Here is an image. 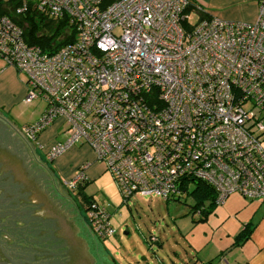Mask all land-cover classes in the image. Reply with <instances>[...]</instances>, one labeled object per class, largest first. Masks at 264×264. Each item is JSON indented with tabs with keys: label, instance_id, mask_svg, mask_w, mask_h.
Segmentation results:
<instances>
[{
	"label": "built area",
	"instance_id": "1",
	"mask_svg": "<svg viewBox=\"0 0 264 264\" xmlns=\"http://www.w3.org/2000/svg\"><path fill=\"white\" fill-rule=\"evenodd\" d=\"M15 14L65 20L75 40L53 54L30 46L0 16V61L25 77L24 103L42 98L28 140L61 120L52 161L85 144L123 198L170 201L190 179L211 186L218 205L232 194L264 202V0L254 23L218 17L190 24V0H0ZM187 23L186 26L183 24ZM84 165L66 183L86 181ZM201 211H198L200 214ZM91 229L116 231L94 203ZM205 264H229L225 256Z\"/></svg>",
	"mask_w": 264,
	"mask_h": 264
},
{
	"label": "rangeland",
	"instance_id": "2",
	"mask_svg": "<svg viewBox=\"0 0 264 264\" xmlns=\"http://www.w3.org/2000/svg\"><path fill=\"white\" fill-rule=\"evenodd\" d=\"M198 19V15H191L190 24ZM21 78L26 82L24 76ZM26 96L27 92L24 99ZM46 106L42 98L30 104L21 99L8 110L0 109V114L21 130L39 120ZM63 130L61 126L59 134ZM61 137L58 140H62ZM46 162L52 171L56 169L51 161ZM34 163L24 152V143L0 122V190L18 233L13 230L6 233L1 229L0 239L5 245L1 249L7 251H0V261L1 256L8 253L20 255L16 259L24 255L25 264H103L74 207L56 190L51 180L49 184L44 183L48 182V175ZM53 177L59 185L64 183L59 175ZM80 185L81 191L71 190L67 185L64 191L90 229L87 198L105 210L109 224L116 231L114 236L103 240L91 229L109 264H186L188 255H193L191 244H197L198 238L211 234L218 224L214 218L209 225L198 223V209H193L197 204L192 195L193 183L187 184L180 201L140 195L126 200L109 172ZM204 208L203 205L200 207ZM4 257L2 263L6 262Z\"/></svg>",
	"mask_w": 264,
	"mask_h": 264
},
{
	"label": "crops",
	"instance_id": "3",
	"mask_svg": "<svg viewBox=\"0 0 264 264\" xmlns=\"http://www.w3.org/2000/svg\"><path fill=\"white\" fill-rule=\"evenodd\" d=\"M191 1L202 9L200 13L205 18L214 16L225 21L254 23L257 20L259 4L262 0ZM21 76L14 68L0 61V109L8 110L19 100L24 101L27 87L24 86L26 82L21 80ZM57 122L59 123L56 124ZM61 126H63L62 121H56L40 133L33 143L29 144L50 173L54 176L59 175L64 180V183L60 184L62 189H66V182L75 178L80 168L86 164L89 165L85 170L87 181L102 177L107 172L104 164L97 161L95 153L85 144L76 145L67 153L51 161L56 167L52 171V167L50 168L46 162L48 161L47 154L52 145L59 141L63 133L59 134L58 131ZM24 152L29 155L25 145ZM39 169L43 168L39 165ZM49 182L50 179L48 182L44 181L46 184ZM213 218L219 225L214 226L216 230L211 234L198 238L197 244H191L193 259L191 255H188L186 264H205L220 256H225L229 264H264V202L248 201L235 193L230 195L224 204L219 205L206 222L200 224L209 225ZM249 224L253 228L249 239L239 246H234L236 237Z\"/></svg>",
	"mask_w": 264,
	"mask_h": 264
},
{
	"label": "trees",
	"instance_id": "4",
	"mask_svg": "<svg viewBox=\"0 0 264 264\" xmlns=\"http://www.w3.org/2000/svg\"><path fill=\"white\" fill-rule=\"evenodd\" d=\"M15 7L16 5H13L12 3H0V16H8L23 29L24 38L28 45L37 46L44 53L51 55L55 51H58L63 46L75 40V31L73 29L67 28V23L65 20L49 21L34 12H28L25 15L18 16L15 14ZM197 7L198 6L193 4L190 0V5L187 8L186 13L188 15L191 14L192 11H196ZM197 15L200 16L199 19H205V17L202 16L203 14L200 12H197ZM183 25L186 26L187 23H184ZM81 183L82 182H80L75 189L81 191ZM189 183L195 184V189L192 192V195L197 200V204L193 207V209H198V211H201L199 214L200 218L198 223H204L219 206L216 202L217 194L215 190L207 183L193 179H190L188 182L183 184L182 187H180L181 191L186 189L187 184ZM172 200L180 201V198H175ZM86 202L88 213L93 202L89 198L86 199ZM202 205L205 206L204 209H200ZM252 229V225H247L244 230L236 237L234 246H239L248 240Z\"/></svg>",
	"mask_w": 264,
	"mask_h": 264
},
{
	"label": "water",
	"instance_id": "5",
	"mask_svg": "<svg viewBox=\"0 0 264 264\" xmlns=\"http://www.w3.org/2000/svg\"><path fill=\"white\" fill-rule=\"evenodd\" d=\"M0 122L3 123L9 131H11L20 141H22L24 143V145L27 148L28 154L30 156V159L33 160L37 165H40L43 170L47 173L49 179L51 180L52 184L54 185V187L56 188V190L62 195L64 196L69 202L70 204L74 207V209L76 210L77 214L79 215V217L81 218L85 228L87 229L96 249H97V255L100 258L101 262L103 264H109L108 261L106 260L101 248L99 247L90 227L88 226L87 222L85 221L84 217L82 216V214L80 213V211L77 209V207L75 206V204L72 202V200L70 199V197L67 195V193L62 189V187L58 184V182L54 179V177L52 176V174L50 173V171L44 166L42 160L37 156V154L35 153V151L33 150V148L31 147V145L29 144V142L26 140V138L20 133V131L13 125V123L8 120L6 117H4L2 114H0ZM0 227L3 231H5L7 233L8 230H13L15 234L18 235L17 233V229H16V224L15 221L12 217V214L8 208V205L1 193L0 190ZM3 249V248H2Z\"/></svg>",
	"mask_w": 264,
	"mask_h": 264
},
{
	"label": "flooded vegetation",
	"instance_id": "6",
	"mask_svg": "<svg viewBox=\"0 0 264 264\" xmlns=\"http://www.w3.org/2000/svg\"><path fill=\"white\" fill-rule=\"evenodd\" d=\"M75 189V188H74ZM0 235H1V227H0ZM2 246L3 247H5V245H4V243L1 241V239H0V251H2ZM3 251H7V250H3ZM2 251V252H3ZM18 253H21V252H18ZM21 254H23V253H21ZM4 256H8L10 259H8L7 257H4ZM2 255L1 257V259H2V261H4L3 260V257L5 258V261L6 262H3L2 263V261H0V264H25L24 263V255L23 256H21L20 258H18V259H16L18 256H20V255H10V254H8V253H6L5 255ZM14 258V259H13ZM27 264H29V263H27Z\"/></svg>",
	"mask_w": 264,
	"mask_h": 264
}]
</instances>
